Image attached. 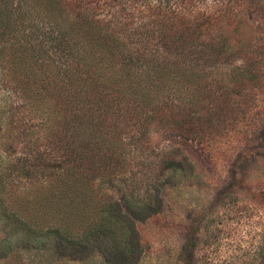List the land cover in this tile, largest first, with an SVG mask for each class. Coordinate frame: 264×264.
Instances as JSON below:
<instances>
[{
  "label": "rangeland",
  "instance_id": "374dc122",
  "mask_svg": "<svg viewBox=\"0 0 264 264\" xmlns=\"http://www.w3.org/2000/svg\"><path fill=\"white\" fill-rule=\"evenodd\" d=\"M9 2L23 16L25 30V37L9 39H36L38 53L49 54L46 61H55L62 78L74 73L70 66L78 61L72 53L82 52L76 45L81 43L93 58L106 50H147L135 76L155 85L160 67L167 66L168 73L186 61L176 52L188 27L199 23L216 32L217 41L228 37L230 56H215L207 75L186 76L180 83L171 73L163 75L164 91L154 102L168 103L169 122L150 121L144 135L136 134L135 125L125 144L116 145L119 157L105 172L102 163L115 148L95 145L89 132L104 129L109 120H94L88 131L70 124L83 155L75 144L61 149L53 128L58 120L29 115L41 116L65 102L57 92L62 79L38 89L24 108L19 94L9 97L0 73V264H264V0ZM160 44L171 52L162 54ZM203 64L204 69L208 63ZM193 84L203 90L200 97L185 91ZM19 90L33 95L27 86ZM77 110L94 114L92 106ZM209 110L214 113L206 115ZM114 112L116 107L107 117ZM172 118L179 120L177 131ZM181 125L186 135L179 133ZM74 158L88 164L62 167ZM160 170L163 179L155 185ZM117 175V187L105 181ZM113 195L122 202L125 195L161 198V205L152 201L158 213L136 222L140 247L126 262L114 256L126 246V235L103 214ZM83 240L88 248L65 242Z\"/></svg>",
  "mask_w": 264,
  "mask_h": 264
},
{
  "label": "trees",
  "instance_id": "16d2710c",
  "mask_svg": "<svg viewBox=\"0 0 264 264\" xmlns=\"http://www.w3.org/2000/svg\"><path fill=\"white\" fill-rule=\"evenodd\" d=\"M10 6L9 0H0V73L3 76L1 84L5 85L9 97L13 96L10 92L19 94L17 98L22 100L24 108H28L30 99L38 96L37 92L39 90L41 92L42 90H46L48 86H57V81L62 79L61 85L58 87L60 89L57 92L64 96L65 102L61 104V106H54V110L44 111V114L41 116L38 114L32 116L31 112L29 120H38L39 117L41 122H47L49 120L54 123V121L58 120V122H56L57 125H54L53 128L55 129L54 135L59 147L62 149L63 147H67L68 144H75L73 149L80 155H83L81 150H79L82 145L80 141L76 139L77 136L74 132L70 130V124L74 126L77 125L79 128L85 127L88 131L90 130L88 129L90 126L95 125L93 124L94 120H98V122L109 120L104 125V129H92L89 132V139L93 140L95 145L105 142L106 148H109L108 145L110 144L115 148L112 150L110 146L109 149H111L112 152L102 163L103 172L107 170V167L111 164L113 159L119 157V155L114 154L119 151L116 145L119 146L121 144V146H123L125 144L127 135L136 132L133 130L135 125H137L136 128L139 127L136 134L141 133V135H144L146 133L145 129L148 126L147 124L150 123V121L151 123L154 121V123L159 124L169 122L167 117L168 110L166 108L168 103L164 102L165 100L163 102H154L156 98L159 97L160 93L164 91L162 88L164 87L162 84L165 81L163 75L171 73L173 79H176L177 82L180 83V80H184L186 76L194 77V75L197 74L207 75L206 71H210L209 69L212 68V64L217 58H215V56L222 57V55H224L225 58H229L230 56L226 50L227 47L225 44L228 41V37L226 36L217 41L219 39L218 34L210 27L204 26L205 24L199 23L198 25L195 24L194 26L190 25L188 27L189 29L187 32L191 34L186 33L182 45H180L176 52L179 53L181 57L184 56L186 61L177 62L180 63L181 67L176 66L178 69L172 68L173 70L171 69L168 73L167 69L169 68L167 66L160 67L156 76L153 77L155 85H150L149 81L147 84L146 80L135 76L139 74L136 68L143 67L139 65V63L141 61H146L142 57H145V55L149 53L147 50H132L133 54L130 50L127 54L125 52L115 53L112 50H106L107 54L103 57L93 58L88 48L81 43H77L76 45L82 48V52L78 50L77 54L72 53L74 59L78 61L77 66L74 64L70 66V69L74 71V73L72 72V75L62 78L61 74L57 72L58 66L55 65V61L50 63L46 61V55L49 54L47 53L44 57L40 56L38 52H40L41 49L37 50L33 43V41H37L36 39L32 40V38H30V40H27L26 38H18L13 41L9 39V37L15 38L18 35L25 37V30H22L23 24L21 23V20L24 18L20 16V12ZM206 27L207 29L204 30ZM211 27L213 28V26ZM8 31L10 32L8 33ZM160 48L162 54L165 53V49H168L165 44H160ZM111 49L113 48L111 47ZM168 50L171 52L170 49ZM47 57L50 58L49 56ZM201 61H203L204 64L208 63V65H204ZM45 63L48 64L46 67H44ZM200 64H203L205 68L203 69ZM79 66H81V68H79ZM132 71L134 75L131 73ZM41 73L42 77L40 76ZM34 85H36V87H33ZM21 86H27L28 90L33 92V95L25 97L20 94L19 88ZM197 87V84L190 86L186 85L185 91L200 97L203 90L200 87L197 89ZM144 101L147 105H143ZM166 101H169L168 97ZM151 104L153 106H151ZM175 104L174 102L170 103L172 108L175 110L179 109L177 106H180V103ZM8 106L9 110H14L11 104ZM84 106H92L94 114H79L77 109ZM114 107H116V112L110 115L111 117L109 116L110 119H107L109 118L107 117L109 110ZM161 110H163V112L160 114ZM212 111L213 110L207 111L206 115L213 114L214 112ZM52 113H54V116H51ZM45 114L47 115L45 116ZM154 114L156 117H154ZM94 115H97V117ZM171 120L170 125L172 129L177 131L176 128L180 125L178 122L179 120H177V118H172ZM59 125H62L61 129L58 128ZM182 127L183 125H181V129L178 131L179 133L181 131L183 134ZM186 131L188 132L189 129L186 128L185 132ZM84 162L85 164H83ZM91 163H93L92 158ZM75 164L85 166L88 164V160L74 158L71 165H66L62 162V167H72V165ZM120 177L121 179L124 178L123 176ZM117 178L118 175L107 176L105 181L110 179L107 182L117 187L114 182ZM162 179L163 173L160 170L158 178L155 179L153 183L157 185ZM90 180L87 181L89 182ZM148 186L150 187L151 184H148ZM123 199L124 201L122 202L115 195L110 197V204L106 206L108 208H104L103 214L106 212L104 216H111L126 235V246L122 250L116 252L118 255H114L118 261L122 260L126 262L129 260V256H135V253H137L140 247L136 222L143 221L147 217L158 213L160 210L159 208H155L154 203L157 202L161 205V198L156 196L154 200H151L125 195ZM152 201H154V203ZM123 203H125V205H123ZM105 232L106 231H104V234L106 236L104 237H108L107 232ZM99 238L100 237L97 239ZM65 242L67 245L74 246V248H88V242L84 240L81 243H74L72 245L67 241ZM63 245H65L64 240H60V246Z\"/></svg>",
  "mask_w": 264,
  "mask_h": 264
}]
</instances>
